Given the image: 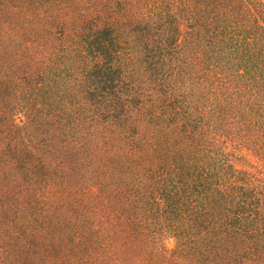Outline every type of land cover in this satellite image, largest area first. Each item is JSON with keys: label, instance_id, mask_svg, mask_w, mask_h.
Instances as JSON below:
<instances>
[{"label": "trees", "instance_id": "trees-1", "mask_svg": "<svg viewBox=\"0 0 264 264\" xmlns=\"http://www.w3.org/2000/svg\"><path fill=\"white\" fill-rule=\"evenodd\" d=\"M0 264H264V0H0Z\"/></svg>", "mask_w": 264, "mask_h": 264}, {"label": "rangeland", "instance_id": "rangeland-1", "mask_svg": "<svg viewBox=\"0 0 264 264\" xmlns=\"http://www.w3.org/2000/svg\"><path fill=\"white\" fill-rule=\"evenodd\" d=\"M136 3H137V0H136ZM177 26L179 27V30L177 31L178 35L180 34V32L184 33L187 30L185 22H181V26H180V22L177 23L175 26L171 25L172 28L177 27ZM175 32H176V28L174 32L172 33L173 36L175 35ZM172 34L169 35L168 37L173 39ZM177 55L178 54L173 55V56H177ZM168 61H174V60H170V58L168 57ZM232 143L233 141L227 142V146H228L227 149L234 153V155H232V161L234 163L233 166L237 169L247 171L248 173L254 175V177H256L257 175H262L260 172V170L263 169L262 162L254 154H252L250 149L244 147V145L242 147H238L237 143L235 144H232ZM165 243L168 249L169 248L173 249L177 244V239L173 236H169L165 239Z\"/></svg>", "mask_w": 264, "mask_h": 264}]
</instances>
